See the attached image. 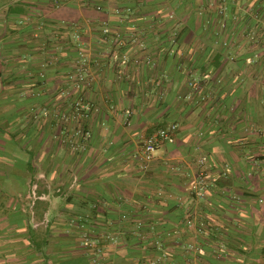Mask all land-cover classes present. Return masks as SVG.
Masks as SVG:
<instances>
[{
  "label": "crops",
  "instance_id": "crops-1",
  "mask_svg": "<svg viewBox=\"0 0 264 264\" xmlns=\"http://www.w3.org/2000/svg\"><path fill=\"white\" fill-rule=\"evenodd\" d=\"M263 182L264 0H0V264H264Z\"/></svg>",
  "mask_w": 264,
  "mask_h": 264
},
{
  "label": "built area",
  "instance_id": "built-area-1",
  "mask_svg": "<svg viewBox=\"0 0 264 264\" xmlns=\"http://www.w3.org/2000/svg\"><path fill=\"white\" fill-rule=\"evenodd\" d=\"M95 0H77V2L81 4H91ZM102 32V40H107V35L109 33V29L105 26L101 30ZM76 39L78 37H75ZM79 61H77L75 66V72L69 76V81L71 82V87L73 90H80L85 85H87L85 67L88 65V59L84 55V53L79 50L78 52ZM125 59L123 60V63ZM188 84L192 90L199 91L201 89L200 81L189 79ZM69 107L71 110L70 116L67 114H61L59 119L63 122H69L75 120L78 122L80 119L88 116V113L91 111V107L83 97H77L74 100L69 102ZM45 111L44 114H46ZM72 135L75 138H80L83 141H87L89 138V132L87 130L82 129V127L77 126L72 130ZM177 126L175 124L169 125L164 128H158L150 135L142 138V147H141V160L144 164L150 163L154 154L159 147L164 142L172 141L174 135L176 134ZM199 164H204V159L199 160ZM198 186L196 188V195L198 197H203L205 194V181H204V172L200 171L198 176ZM264 184V182H263ZM259 203H262L263 200L260 198L258 200Z\"/></svg>",
  "mask_w": 264,
  "mask_h": 264
}]
</instances>
